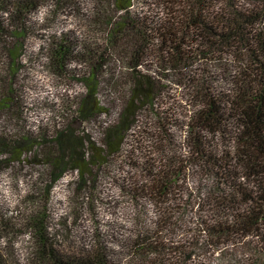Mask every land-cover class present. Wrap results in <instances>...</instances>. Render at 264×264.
Here are the masks:
<instances>
[{
    "label": "trees",
    "instance_id": "1",
    "mask_svg": "<svg viewBox=\"0 0 264 264\" xmlns=\"http://www.w3.org/2000/svg\"><path fill=\"white\" fill-rule=\"evenodd\" d=\"M43 2L0 0V173L33 178L18 224L0 217V237L28 233V264H112L98 207L124 196L136 216L115 235L122 264H264V0H91L82 16L93 37L62 29L40 49L52 73L81 90L33 126L17 76ZM223 59L229 85L208 69ZM66 175L72 213L88 216L100 239L91 259L64 255L49 229L52 190ZM195 177L212 183L205 198L189 186ZM194 208L205 213L181 236Z\"/></svg>",
    "mask_w": 264,
    "mask_h": 264
},
{
    "label": "rangeland",
    "instance_id": "2",
    "mask_svg": "<svg viewBox=\"0 0 264 264\" xmlns=\"http://www.w3.org/2000/svg\"><path fill=\"white\" fill-rule=\"evenodd\" d=\"M90 1L79 0L80 9H76V6H74L75 9L69 10L56 7L51 9V1L44 0L43 5L30 15L23 49L25 56H23L22 68L17 76V83L25 94L28 106V119L33 126L40 123H51L53 121L52 116L56 114V108L63 100V94L81 90V85L72 79L68 82L56 77L45 63L40 49L46 40V35L62 29L75 31L86 39L93 37L92 26L88 25L82 16L91 7ZM33 21L38 22L34 24ZM8 28H11V26ZM7 39L8 41L10 40V38ZM4 46L0 41V62L5 60L3 53ZM228 60L231 62L233 59L229 57ZM216 64L214 69L208 68L214 70L213 76L219 80H224L223 83L225 85L231 84L230 75L232 72H227L230 65L228 64L226 71V61L224 59ZM71 66L73 67L74 63ZM82 68L84 67L82 66ZM186 94V91L180 90L176 94V99L185 103ZM14 175V172L7 170L0 173V217L2 215L4 217L7 216L10 218V221L17 223L20 219L17 218L20 216L19 212H23L26 208L23 206V203H20V196L28 191L33 178L28 172L26 175L25 173H21L17 178ZM70 177V175H66L60 179L52 190L50 202L52 219L49 222V229L52 232V236L55 237L54 245L64 255H69L72 259L76 260H87L93 258L94 254L97 253L95 251V244L100 239L97 232L93 230L89 217L86 215L79 217L77 215L76 218V214L72 213L70 209L71 187L68 183ZM188 183L189 186L193 187L196 195L202 198H205L207 194L204 188H211L212 186L211 182L200 177L191 178ZM107 186L111 188L107 192L117 196L118 190L116 187L109 182ZM117 197L120 200L119 206L107 208L100 204L98 207L99 217L104 222L100 229L106 237L105 245L107 248L105 258L108 259V263L112 262V264L116 262H120V264L124 263L126 259L123 252L124 249L115 241V235L119 236L120 233L125 234L128 229L127 227L130 228L132 226L134 217L136 216L134 206L127 202L124 196ZM191 213L186 217V226L178 230V234L181 236L185 235L187 230H193L197 227L199 214L203 215L205 208L202 211L194 208ZM106 220H113L116 224L114 236H109L110 234H108V238L107 233L110 231V228L106 224ZM20 232L19 230L18 232H14L6 229L0 237V259L5 264H28L29 259L34 253L32 239L28 233Z\"/></svg>",
    "mask_w": 264,
    "mask_h": 264
}]
</instances>
